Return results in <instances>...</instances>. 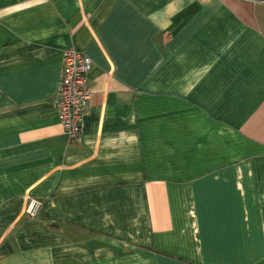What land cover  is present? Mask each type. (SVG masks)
I'll use <instances>...</instances> for the list:
<instances>
[{"label": "crops", "instance_id": "1", "mask_svg": "<svg viewBox=\"0 0 264 264\" xmlns=\"http://www.w3.org/2000/svg\"><path fill=\"white\" fill-rule=\"evenodd\" d=\"M0 264H264V2L0 0Z\"/></svg>", "mask_w": 264, "mask_h": 264}, {"label": "built area", "instance_id": "2", "mask_svg": "<svg viewBox=\"0 0 264 264\" xmlns=\"http://www.w3.org/2000/svg\"><path fill=\"white\" fill-rule=\"evenodd\" d=\"M92 60L74 49L63 51L62 70L55 98L59 123L69 142H80L83 134V117L90 96L87 74ZM40 202L31 198L26 208L29 217L35 216Z\"/></svg>", "mask_w": 264, "mask_h": 264}, {"label": "water", "instance_id": "3", "mask_svg": "<svg viewBox=\"0 0 264 264\" xmlns=\"http://www.w3.org/2000/svg\"><path fill=\"white\" fill-rule=\"evenodd\" d=\"M254 1H262V2H264V0H254Z\"/></svg>", "mask_w": 264, "mask_h": 264}]
</instances>
